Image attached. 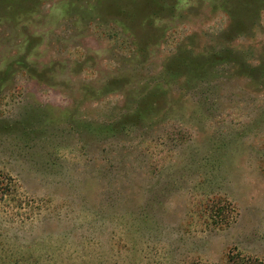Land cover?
Masks as SVG:
<instances>
[{"label": "rangeland", "instance_id": "1", "mask_svg": "<svg viewBox=\"0 0 264 264\" xmlns=\"http://www.w3.org/2000/svg\"><path fill=\"white\" fill-rule=\"evenodd\" d=\"M97 1L0 11V264H264V0H176L144 27ZM220 46L246 67L161 78ZM110 80L165 95L102 134L134 105Z\"/></svg>", "mask_w": 264, "mask_h": 264}, {"label": "trees", "instance_id": "2", "mask_svg": "<svg viewBox=\"0 0 264 264\" xmlns=\"http://www.w3.org/2000/svg\"><path fill=\"white\" fill-rule=\"evenodd\" d=\"M20 0H1L0 3V11L4 12V17H8L10 19L17 18L15 15L26 13V9L28 7L26 4H30L29 0H21V5H18L16 8V4H19ZM98 0L97 2H99ZM115 0H112V2ZM176 0H116L114 3H111L117 12H121L120 17L128 16L131 20H135L139 18L141 20L142 27L145 26V22L148 20H155L157 16H159V12H162V9L168 12H172L173 7L175 6ZM11 4H14L13 6ZM22 14V15H23ZM34 39L32 41L26 42V51L33 44ZM147 48V47H146ZM145 50L144 45H137L135 48L136 54L139 52H143ZM178 54L174 57L166 59L162 65L163 74L161 78L167 79H182L186 82H199L204 81L205 78L210 75V68H215L220 64H227L232 62V60H228V55L230 52V56L234 58L237 56L240 62V66L246 67V56L244 53H240L239 51L234 52L229 48L214 47L209 48L208 51L203 54H195L191 55L190 52H193L191 49H186L181 47L177 50ZM225 54V55H224ZM16 62L20 69L25 72L29 78L40 81L41 83H45L46 80H49L46 77V72H36L35 68L29 64H25L22 57H16ZM227 62V63H226ZM253 71V68L250 67V72ZM5 74V73H4ZM125 87L124 81H108L104 86L98 89L99 92H106L107 90L112 89H121ZM152 88V89H151ZM139 89V88H138ZM104 90V91H103ZM124 93L134 92V96H132L129 100V103H133L132 109L128 114H124L123 119H115L112 123L106 125H96L93 130L99 131L102 134H107L112 131H121L126 128H135L138 125H141V122L144 120V116L146 114L148 104L151 102L152 98L161 97L165 95L164 92H160V89L156 87H150L146 89V91H138L137 93L128 87H125ZM149 90V91H148ZM136 98V99H135ZM131 107V106H130ZM150 111V110H149ZM86 125H89L86 123ZM85 134L91 135L90 128L84 126ZM113 133V132H112Z\"/></svg>", "mask_w": 264, "mask_h": 264}]
</instances>
